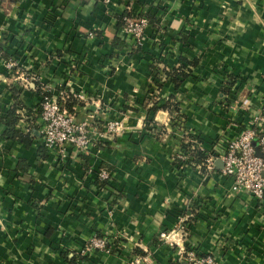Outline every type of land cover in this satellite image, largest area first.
<instances>
[{
  "label": "crops",
  "instance_id": "0c3cea01",
  "mask_svg": "<svg viewBox=\"0 0 264 264\" xmlns=\"http://www.w3.org/2000/svg\"><path fill=\"white\" fill-rule=\"evenodd\" d=\"M127 11L158 20L137 48L119 25ZM0 51L21 67L0 69V264H186L160 240L164 231L217 264H264V203L234 193L221 165L210 173L175 158L192 142L220 151L264 108V0L10 2L0 9ZM195 61L178 90L165 80ZM24 75L90 98L74 106L78 122L96 119L101 133L118 120L123 131L87 154L43 157V94ZM247 99L245 112L233 109ZM173 100L180 114L149 112ZM14 108L23 111L16 129L34 134L31 147L6 137L2 119ZM105 169L111 180L99 186ZM96 235L112 252H87Z\"/></svg>",
  "mask_w": 264,
  "mask_h": 264
},
{
  "label": "built area",
  "instance_id": "2783aa9c",
  "mask_svg": "<svg viewBox=\"0 0 264 264\" xmlns=\"http://www.w3.org/2000/svg\"><path fill=\"white\" fill-rule=\"evenodd\" d=\"M21 0H0V9L7 3L18 2ZM109 4L111 0H104ZM122 31L126 37L132 40L134 47L143 45L144 34L149 27V21L143 18L123 16ZM91 38L94 33L89 34ZM0 69L7 74L12 75L20 71V63L17 59L0 51ZM25 86L28 87L30 81L37 83L41 89V147L45 148L50 155L57 159L67 158L72 151L76 155L87 154L96 145L108 137L121 133L124 124L118 120L109 121L103 132L98 133L96 128V119L93 123L85 121L78 122L76 114L68 108L69 103H82L89 105L90 98L83 93H77L67 88L53 90L48 85L39 81L35 75H24ZM40 82V83H39ZM249 99L242 102H236L233 109L235 111H246ZM23 114V111H21ZM191 143V142H189ZM264 156V108L258 110L251 118L247 128L237 137L225 143L220 151L208 153L202 167L207 172H215L217 162L223 163L222 175L233 180V192L236 194H247L260 203H264V158L257 157L256 147ZM188 151L179 150L175 154L177 163L181 168L191 161L192 153L195 148L204 151L196 142H192ZM196 146V147H195ZM111 173L107 170L96 172V179L101 182H109ZM160 240L172 248H177L178 255L186 264H217L216 258L211 255H200L193 247L186 248L184 243L175 239V234L163 232ZM110 242L107 239L99 238L97 235L91 240L87 247L88 253L95 251L108 252L107 248ZM138 264V261L136 262Z\"/></svg>",
  "mask_w": 264,
  "mask_h": 264
},
{
  "label": "trees",
  "instance_id": "16d2710c",
  "mask_svg": "<svg viewBox=\"0 0 264 264\" xmlns=\"http://www.w3.org/2000/svg\"><path fill=\"white\" fill-rule=\"evenodd\" d=\"M123 16L133 17V15L128 11ZM123 16L119 19V25L121 26V28L123 25V22H122ZM137 18L138 19H140V18L147 19L149 21V25L151 23L152 26L159 27V25L157 23L158 20L153 21V20H155L154 19L155 17H152L149 14H146L145 16H141V17H137ZM197 66H198V61L186 62L183 65H180L179 67H176V68L169 70V71H165L164 72L165 80L170 81L175 86V88L178 90L181 87V85L185 82V80H187L189 78L190 74L192 73V68L197 67ZM155 69H156V65L153 64V66L151 67V72L153 74L156 71ZM165 82L166 81H164L163 83L155 82L154 87L157 89H162L165 85ZM235 82H236V78L231 76V77H229V84L227 83V86H233L235 84ZM227 89L228 88L224 89L225 95L228 93L230 94L231 90L230 89L227 90ZM150 102H151V99H148L147 103H150ZM76 104L77 103L75 101L69 103L68 108L71 112H73V108ZM159 110H168L172 116L177 114V113L180 114L179 103L176 102L175 100H173L171 103H168L167 105L165 104V105H161V106H159V104L157 102H154L152 108L149 109V112H151L153 115H155ZM26 111L28 112V114L31 113V111L28 110L27 108H26ZM36 112H37L36 114H37V119H38L41 117V107L40 106L38 107ZM20 114H22V113H21V109H19V108L11 109L7 113H5V118L2 120H3V122H5V125L7 127L6 137L8 140L17 139L20 142L24 143L27 147H31L33 144V141L35 139L33 132L31 131L29 134L25 135L16 129V125H17V123L21 117ZM188 147H189V145H183V148L186 151H188V149H189ZM46 152H47V150L45 148L40 149V153L43 157H46ZM207 155H208V153L206 151L198 150L196 148L195 151L192 153L191 158H193L196 163L204 165L205 160L207 158ZM202 169L205 170L203 167H202ZM106 183L107 182H98L99 186H105ZM98 237L102 238V236H100V235H98ZM184 246L186 248L190 247L187 244H185ZM112 247H113V245H111V244L108 246V248H107L108 252H112V250H113ZM202 256H204V255H202Z\"/></svg>",
  "mask_w": 264,
  "mask_h": 264
},
{
  "label": "water",
  "instance_id": "95a60500",
  "mask_svg": "<svg viewBox=\"0 0 264 264\" xmlns=\"http://www.w3.org/2000/svg\"><path fill=\"white\" fill-rule=\"evenodd\" d=\"M254 146L256 147V155L257 157H261V158H264V156L260 153L258 147H257V143H254ZM221 165L222 168H223V163L221 161H218L217 162V166Z\"/></svg>",
  "mask_w": 264,
  "mask_h": 264
}]
</instances>
